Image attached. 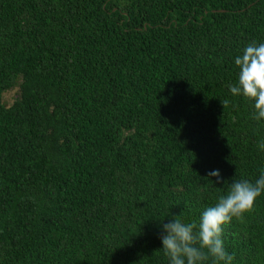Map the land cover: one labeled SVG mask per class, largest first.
Masks as SVG:
<instances>
[{
  "label": "trees",
  "instance_id": "1",
  "mask_svg": "<svg viewBox=\"0 0 264 264\" xmlns=\"http://www.w3.org/2000/svg\"><path fill=\"white\" fill-rule=\"evenodd\" d=\"M250 42L264 0H0V264H169L163 224L264 169ZM222 238L264 264V195Z\"/></svg>",
  "mask_w": 264,
  "mask_h": 264
},
{
  "label": "clouds",
  "instance_id": "2",
  "mask_svg": "<svg viewBox=\"0 0 264 264\" xmlns=\"http://www.w3.org/2000/svg\"><path fill=\"white\" fill-rule=\"evenodd\" d=\"M239 69L236 83L229 85L233 96H240L253 103V119L264 120V43L250 42L235 57ZM226 108L230 101H221ZM264 151V140L258 142ZM214 183H225L219 170L210 171ZM207 178V177H206ZM264 195V169L253 182L248 179L233 181L215 204L206 208L199 221L186 222L175 216L163 224V254L169 264H233L234 253H229L223 241L224 227L234 219L243 223L246 214L255 211L256 201Z\"/></svg>",
  "mask_w": 264,
  "mask_h": 264
},
{
  "label": "rangeland",
  "instance_id": "3",
  "mask_svg": "<svg viewBox=\"0 0 264 264\" xmlns=\"http://www.w3.org/2000/svg\"><path fill=\"white\" fill-rule=\"evenodd\" d=\"M15 95V92L14 91H8L4 94L3 98H4V101H6L7 103H11L12 100H13V97Z\"/></svg>",
  "mask_w": 264,
  "mask_h": 264
}]
</instances>
